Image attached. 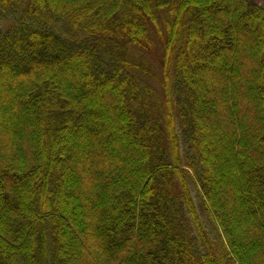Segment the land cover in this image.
<instances>
[{"label":"trees","instance_id":"obj_1","mask_svg":"<svg viewBox=\"0 0 264 264\" xmlns=\"http://www.w3.org/2000/svg\"><path fill=\"white\" fill-rule=\"evenodd\" d=\"M0 264H264V5L0 0Z\"/></svg>","mask_w":264,"mask_h":264},{"label":"rangeland","instance_id":"obj_2","mask_svg":"<svg viewBox=\"0 0 264 264\" xmlns=\"http://www.w3.org/2000/svg\"><path fill=\"white\" fill-rule=\"evenodd\" d=\"M256 2H258V3H260V4H262V5H264V0H255ZM198 194V193H197ZM197 199H198V201L200 202V197L197 195ZM200 207V206H199Z\"/></svg>","mask_w":264,"mask_h":264}]
</instances>
